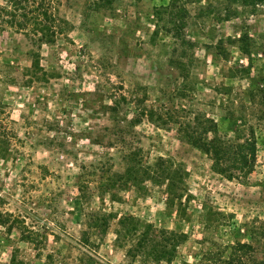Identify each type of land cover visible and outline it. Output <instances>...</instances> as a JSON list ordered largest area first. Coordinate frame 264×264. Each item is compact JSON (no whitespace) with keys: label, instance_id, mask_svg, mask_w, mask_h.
<instances>
[{"label":"rangeland","instance_id":"obj_1","mask_svg":"<svg viewBox=\"0 0 264 264\" xmlns=\"http://www.w3.org/2000/svg\"><path fill=\"white\" fill-rule=\"evenodd\" d=\"M56 9L67 24L54 42L0 30V200L24 222L2 234L26 264H78L84 231L96 264H201L207 248L215 258L206 264H226L232 231L264 221V96L247 92L264 78V5L57 0ZM249 44L250 57L242 52ZM31 52L50 72L33 82ZM113 97L118 116L105 107ZM137 116L125 127L127 144L113 146L106 128ZM206 119L214 122L208 149L179 127ZM97 133L105 134L99 144ZM251 134L256 156L242 167L239 144ZM128 150L149 168L138 186L122 187ZM163 162L180 180L182 197L171 202L152 172ZM88 214L104 219L90 227ZM128 215L136 234L130 224L121 237L119 218ZM148 224L152 235L187 234L171 261L127 255ZM22 227L33 242L20 239ZM11 248L0 247L2 264Z\"/></svg>","mask_w":264,"mask_h":264},{"label":"trees","instance_id":"obj_2","mask_svg":"<svg viewBox=\"0 0 264 264\" xmlns=\"http://www.w3.org/2000/svg\"><path fill=\"white\" fill-rule=\"evenodd\" d=\"M244 1H253L255 4L264 5V0ZM92 2L94 6H100L104 4L110 5L112 4L113 0H92ZM56 4L57 0H1L0 30L12 29L13 31H24L23 33L34 43L43 44L54 42L58 38V35L63 33L64 26L67 24L66 20L59 16L56 9ZM245 38H248V35L240 36L239 39L244 40ZM242 52L250 57L252 53V45L249 44L242 46ZM31 55L33 57V65L31 66L29 70L30 73L28 74L30 77L28 78L29 82H33L35 79L40 80V77L43 78L50 73L45 67L41 65L39 54L36 52H31ZM39 74L40 76H38ZM260 83L261 84L256 88L247 89V92L252 98H256V96H264V78H262ZM112 103L113 104H106L105 107L110 110L113 116H118L121 101H119V99L116 97H113ZM153 114L154 112L150 111V115L152 116ZM160 118L161 116L158 117V119ZM138 119L139 117L137 116V118L133 120H127L128 123L125 125L119 123L120 120H115L118 121L115 122V127L106 128V131H110L113 134L112 139L108 137V139H111V142L114 143L113 146H116L117 143H123L124 145L127 144V140L124 135L127 133L125 127H129L130 124H133V122H136V120L138 121ZM123 120L126 121V118ZM164 123L167 122L165 121ZM213 124L214 122L212 120L206 119L204 122H200L199 124L195 125L187 123L186 128L183 126L181 127V125L179 127L184 133L187 132L189 139L193 143L199 146L202 144V146L208 149L207 147L211 145V142H215V139H209L207 137L209 132L214 131ZM49 127H53V125ZM104 135L97 133V135L94 136V140H98L99 142L96 143L99 144ZM89 136L92 137V135ZM112 143L108 144L107 142V145H112ZM107 145L106 147H108ZM255 156L256 139L254 135L251 134V136L247 137L243 143L239 144V164L242 167L249 166L250 162L254 160ZM123 161L125 165L123 172L117 174L121 178V183H123L121 186L123 185L122 187H124V185L126 186L127 184H130V186H138L139 173L147 170L144 169L146 167L145 163L135 150H128V152L124 153ZM90 166L95 167L96 164H90ZM84 168L85 167H83V169ZM175 171L171 170L170 168H165L164 162L158 163L155 169L152 170L155 176L154 178L158 179L157 181H160V183H165V191L168 202H171L176 198L180 199L182 197V193L179 192L180 180L178 179ZM88 215H90L88 219V225L90 227H96L98 225L99 219H104V216L100 218V216H96V214ZM23 223V220L16 218L11 212L3 210L2 200H0V247H2L5 243H9V245L12 247L7 264L27 263L20 256V248L15 244L16 242L9 236L3 235L5 233L10 234L11 230L15 228V226L20 229ZM130 224L132 226L129 228V233H132L131 235L133 236V234H136L135 231L137 230L136 226L138 224V220H135V218L131 215L122 216L119 218V226H121V229L118 231L119 236L122 237L123 232L125 237L129 235L125 231V228ZM146 226V231L140 234L135 245L127 249V255L132 261H135L136 257L138 256H144L147 259L148 257H151L152 260L156 262L161 260L171 261L175 255L176 246L180 242L186 240L187 234L168 231L167 233L162 232L160 236H156L150 234L148 231V229L153 231V227L149 224ZM237 229L232 231V242L226 243V250L231 251L228 254L226 264H264V221L257 222L252 220L248 224H245V228L243 227V224H239L238 232H236ZM20 233L22 235L20 238L21 240L33 242L32 240L34 239V232L32 230H26L24 227H22ZM86 233L87 232L84 231L81 236V242L85 249L79 255L78 264H96L97 261L95 259V254L90 252L88 248L91 246V242L88 234ZM170 241L173 242L171 243ZM168 242L170 243L168 244ZM201 258H203V262H200L201 264H206V260H214L215 256L213 255V250H208L207 248V250L203 252ZM182 263L193 264L186 261ZM0 264H2L1 261Z\"/></svg>","mask_w":264,"mask_h":264}]
</instances>
